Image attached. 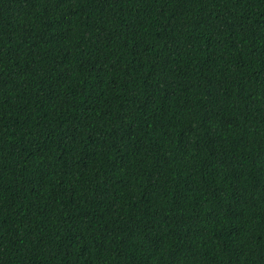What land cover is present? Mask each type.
<instances>
[{"label":"trees","instance_id":"1","mask_svg":"<svg viewBox=\"0 0 264 264\" xmlns=\"http://www.w3.org/2000/svg\"><path fill=\"white\" fill-rule=\"evenodd\" d=\"M0 264H264V0H0Z\"/></svg>","mask_w":264,"mask_h":264}]
</instances>
